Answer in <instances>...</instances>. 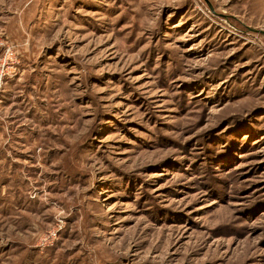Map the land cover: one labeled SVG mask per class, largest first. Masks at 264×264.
I'll return each instance as SVG.
<instances>
[{"label":"rangeland","instance_id":"obj_1","mask_svg":"<svg viewBox=\"0 0 264 264\" xmlns=\"http://www.w3.org/2000/svg\"><path fill=\"white\" fill-rule=\"evenodd\" d=\"M0 264H264V0H0Z\"/></svg>","mask_w":264,"mask_h":264}]
</instances>
